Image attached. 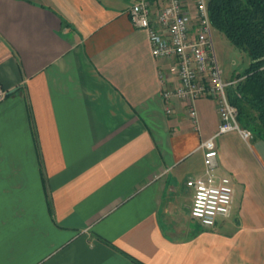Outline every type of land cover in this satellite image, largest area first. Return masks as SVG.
Here are the masks:
<instances>
[{
    "label": "crops",
    "instance_id": "0c3cea01",
    "mask_svg": "<svg viewBox=\"0 0 264 264\" xmlns=\"http://www.w3.org/2000/svg\"><path fill=\"white\" fill-rule=\"evenodd\" d=\"M135 1L0 0V264H264V141L216 137L231 213L193 220L217 104L195 102L197 127L167 114L177 79Z\"/></svg>",
    "mask_w": 264,
    "mask_h": 264
},
{
    "label": "built area",
    "instance_id": "2783aa9c",
    "mask_svg": "<svg viewBox=\"0 0 264 264\" xmlns=\"http://www.w3.org/2000/svg\"><path fill=\"white\" fill-rule=\"evenodd\" d=\"M165 0V5L153 10V0H136L129 8L131 25L147 33L151 55L170 61V70L177 85L164 89L161 96L168 105L179 101L186 107L192 124L197 127L195 102L202 97L213 98L217 104L220 125L217 132L201 142L203 172L187 181L193 189L190 215L204 228L213 227L217 220L229 217L234 189L231 178L217 173V149L215 139L219 135L237 132L245 141L253 134L241 128L237 122V108L227 98V89L242 78H223L212 47V25L205 0ZM7 92L0 88V101Z\"/></svg>",
    "mask_w": 264,
    "mask_h": 264
},
{
    "label": "trees",
    "instance_id": "16d2710c",
    "mask_svg": "<svg viewBox=\"0 0 264 264\" xmlns=\"http://www.w3.org/2000/svg\"><path fill=\"white\" fill-rule=\"evenodd\" d=\"M207 5L212 27L249 57L227 98L237 108L240 127L264 141V0H209Z\"/></svg>",
    "mask_w": 264,
    "mask_h": 264
},
{
    "label": "rangeland",
    "instance_id": "374dc122",
    "mask_svg": "<svg viewBox=\"0 0 264 264\" xmlns=\"http://www.w3.org/2000/svg\"><path fill=\"white\" fill-rule=\"evenodd\" d=\"M205 1L208 2L209 0ZM211 40L213 52L223 78L225 76L235 78L237 72L242 73L249 61L247 53L233 46L223 33L214 28L211 30Z\"/></svg>",
    "mask_w": 264,
    "mask_h": 264
}]
</instances>
